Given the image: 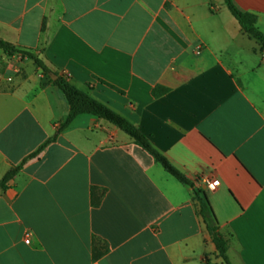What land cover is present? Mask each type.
Here are the masks:
<instances>
[{"label":"crops","instance_id":"crops-1","mask_svg":"<svg viewBox=\"0 0 264 264\" xmlns=\"http://www.w3.org/2000/svg\"><path fill=\"white\" fill-rule=\"evenodd\" d=\"M233 1L264 33V0ZM0 38L128 119L194 184L97 116L59 133L65 94L0 49V181L49 142L0 189V264H227L208 207L231 263L264 264V52L225 0H0ZM95 246L109 249L98 261Z\"/></svg>","mask_w":264,"mask_h":264},{"label":"trees","instance_id":"trees-1","mask_svg":"<svg viewBox=\"0 0 264 264\" xmlns=\"http://www.w3.org/2000/svg\"><path fill=\"white\" fill-rule=\"evenodd\" d=\"M225 3L229 8L231 14L239 22L243 31L251 39L256 40L261 45V50L264 52V33L257 26L258 17L254 14L244 12L239 9L233 0H225ZM0 49L4 50L9 55H21L23 58H30L34 61L35 65L42 68L47 75L53 74L38 57H36L32 53L16 49L13 45L5 42L1 38ZM51 82L65 94L70 105L69 114L65 121L61 124L59 133L67 129L78 116L85 114L97 116L99 119L114 125L127 136H129L135 142V144H137L145 151H147L151 156H153L154 159L159 164H161L169 174H171L181 183L194 187V184L184 174H182L165 156L158 152L153 147L149 139L128 119L118 114L115 110L111 109L104 103L97 101L90 94L75 87L65 77L59 76L56 80H51ZM167 91L168 90L165 88L158 87L154 90L153 94L155 97H158L166 93ZM48 144L49 142L43 145L36 153L27 158L22 165L11 168L0 181V189L7 190L9 182L12 181L20 173L23 165L29 159L37 156ZM195 197L199 202H201L202 209L205 210L206 206H208L205 190L201 188L195 189ZM102 198L103 196H100L97 193V189L92 188V205L95 208L100 206ZM208 208V213L204 215L207 219L211 220V222L208 224V231L211 234L213 241L217 247L219 256L225 261V263L232 264L228 255L229 239L221 233L218 221L212 209L210 207ZM108 251L109 249L107 247H103L101 250H97V247L95 246L93 256L94 261H98L99 259L104 257L108 253Z\"/></svg>","mask_w":264,"mask_h":264},{"label":"built area","instance_id":"built-area-1","mask_svg":"<svg viewBox=\"0 0 264 264\" xmlns=\"http://www.w3.org/2000/svg\"><path fill=\"white\" fill-rule=\"evenodd\" d=\"M21 56V55H19ZM22 57V56H21ZM12 79L10 78L9 81H11ZM218 183L216 181H210L206 184L207 188L211 191H215L217 188ZM29 238H30V234L27 236V240L26 242L29 243Z\"/></svg>","mask_w":264,"mask_h":264},{"label":"water","instance_id":"water-1","mask_svg":"<svg viewBox=\"0 0 264 264\" xmlns=\"http://www.w3.org/2000/svg\"><path fill=\"white\" fill-rule=\"evenodd\" d=\"M51 77H52V79H53V80H56V79L58 78V76H57V75H55V74H52V75H51ZM206 188H207V187H206V186H204V189H206Z\"/></svg>","mask_w":264,"mask_h":264}]
</instances>
